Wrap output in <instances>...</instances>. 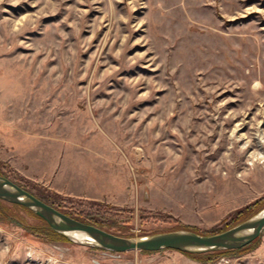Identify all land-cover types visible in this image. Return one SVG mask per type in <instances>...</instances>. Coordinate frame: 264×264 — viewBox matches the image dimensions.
<instances>
[{
    "label": "rangeland",
    "instance_id": "1",
    "mask_svg": "<svg viewBox=\"0 0 264 264\" xmlns=\"http://www.w3.org/2000/svg\"><path fill=\"white\" fill-rule=\"evenodd\" d=\"M0 109L94 148L107 147L98 132L123 145L134 202L119 208L62 196L0 155L2 174L71 218L126 238L224 230L264 197V0H0ZM44 223L4 205L0 264H264V230L202 263L50 241Z\"/></svg>",
    "mask_w": 264,
    "mask_h": 264
},
{
    "label": "crops",
    "instance_id": "2",
    "mask_svg": "<svg viewBox=\"0 0 264 264\" xmlns=\"http://www.w3.org/2000/svg\"><path fill=\"white\" fill-rule=\"evenodd\" d=\"M4 114L0 109V155L22 176L70 198L116 208L134 202L128 158L117 138L98 132L107 146L98 149L87 137L45 132L43 124L30 123L17 109L7 113L9 120Z\"/></svg>",
    "mask_w": 264,
    "mask_h": 264
},
{
    "label": "water",
    "instance_id": "3",
    "mask_svg": "<svg viewBox=\"0 0 264 264\" xmlns=\"http://www.w3.org/2000/svg\"><path fill=\"white\" fill-rule=\"evenodd\" d=\"M0 200L26 208L68 241L114 253L157 252L170 249L181 253L205 254L237 250L253 242L264 230L263 209L238 225L213 235H199L192 231L179 230L137 238L121 237L63 214L1 175ZM72 234L83 235L91 243L77 241Z\"/></svg>",
    "mask_w": 264,
    "mask_h": 264
},
{
    "label": "trees",
    "instance_id": "4",
    "mask_svg": "<svg viewBox=\"0 0 264 264\" xmlns=\"http://www.w3.org/2000/svg\"><path fill=\"white\" fill-rule=\"evenodd\" d=\"M0 175L9 179V176L5 175V174H2L0 172ZM14 183H16L18 186H20L21 188L25 189L26 191H28L29 193H32L28 190V188L18 182H16L15 180H13ZM38 199L42 200L45 202L44 199H42L41 197H39ZM264 202V197L262 198H259L257 200H255L253 203H250L248 204L247 206L235 211L231 217L229 218V220L225 223V226L227 228H225L224 230H220V231H217L216 233L214 234H218V233H221L223 231H226L232 227H234V225L236 224H239L240 222H243L245 221L247 218H249L250 216L252 215H255L257 212H258V209H259V206ZM47 203V202H45ZM4 205L5 206H11V207H14V208H20V209H23L29 213H31L29 210H27L26 208L22 207V206H19V205H9L7 203H4L2 201H0V216H3L4 215ZM52 207H55L54 204H50ZM264 205V204H263ZM110 208L112 206H109ZM58 211L62 212L58 207L56 208ZM129 210V209H127ZM63 214L69 216V217H72L71 214L67 213V212H62ZM75 219H77L78 221L82 222V223H86V224H90V225H93V226H96L100 229H105L104 225H102V223L96 221L94 218H89V219H83V218H80V217H76L75 216ZM233 223H236L233 225ZM231 225V226H230ZM233 225V226H232ZM229 226V227H228ZM41 234H42V237L45 238V239H48L50 241H58V240H62V241H67V239H65L63 236L55 233L46 223H44V228L43 230H41ZM210 235V234H208ZM213 235V234H211ZM259 240V238H256L253 242H251L250 244H248L247 246L245 247H242L240 249H237V250H227V251H219V252H213V253H206V254H189V256H191L193 259L199 261V262H202V263H208V262H212L213 259H215L216 257L220 256V255H223V254H235V253H239V252H243L251 247H254L255 244L257 243V241ZM140 252H143V251H140Z\"/></svg>",
    "mask_w": 264,
    "mask_h": 264
},
{
    "label": "bare ground",
    "instance_id": "5",
    "mask_svg": "<svg viewBox=\"0 0 264 264\" xmlns=\"http://www.w3.org/2000/svg\"><path fill=\"white\" fill-rule=\"evenodd\" d=\"M71 236L74 239H76L77 241H80V242L82 241L83 243H91V242H89V239H87L83 235H80V234H72Z\"/></svg>",
    "mask_w": 264,
    "mask_h": 264
}]
</instances>
